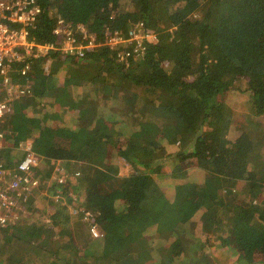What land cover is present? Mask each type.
Wrapping results in <instances>:
<instances>
[{"label":"trees","instance_id":"16d2710c","mask_svg":"<svg viewBox=\"0 0 264 264\" xmlns=\"http://www.w3.org/2000/svg\"><path fill=\"white\" fill-rule=\"evenodd\" d=\"M125 1L40 0L32 38L53 40L64 18L85 23L100 44L81 58L52 52L33 59L25 76L12 77L27 81L29 92L0 118L7 166L28 139L43 158L40 179L50 159L77 164L80 176L62 193L77 194L69 203L94 211L104 235L81 230L80 216L51 198L54 212L32 210L33 220L21 217L11 232L43 257L40 264H222L214 253L225 252L229 264H264V158L254 154L250 130L233 122L230 98L247 96L246 121L262 124L264 0ZM137 19L157 41L143 57L120 63L103 44L106 32L125 33ZM168 140L178 149L157 162L154 153ZM169 157L174 171L167 172ZM190 158L202 183L171 193L175 171ZM121 161L131 164L129 174ZM35 204L29 196L25 206ZM42 214L48 223L37 219ZM210 238L219 244L211 253Z\"/></svg>","mask_w":264,"mask_h":264},{"label":"built area","instance_id":"2783aa9c","mask_svg":"<svg viewBox=\"0 0 264 264\" xmlns=\"http://www.w3.org/2000/svg\"><path fill=\"white\" fill-rule=\"evenodd\" d=\"M39 1L0 0V118L12 111L15 100L29 92L27 81L15 82L12 77L13 74L25 76L33 59L48 57L52 52L81 58L100 44L85 23L63 18H58L54 24L53 40L38 41L32 38L30 29L35 27L41 14ZM156 41V32L137 19L130 23L125 33L119 30L106 32L103 44L115 52L120 63L127 64L130 60L143 57L146 46ZM5 147V132L0 128V148ZM21 150L23 156L14 165L6 166L0 162V230L21 218L29 196L45 183L35 174L43 158L33 150L32 139L23 142ZM49 167L47 182L59 186L65 184L68 174L64 162L53 158L49 160ZM52 192L50 198L53 202L60 204L69 214L80 216L93 238L104 235L94 211L69 203V198H76L62 193V189ZM45 222H49V219Z\"/></svg>","mask_w":264,"mask_h":264},{"label":"rangeland","instance_id":"374dc122","mask_svg":"<svg viewBox=\"0 0 264 264\" xmlns=\"http://www.w3.org/2000/svg\"><path fill=\"white\" fill-rule=\"evenodd\" d=\"M125 2L128 4L127 0ZM122 10H124L123 4L118 8V11H122ZM32 62H33V60H32ZM32 62H31V65H32ZM230 98H231V100H232L231 102L233 104V107L231 106V108H233V110H232L233 122L235 124H237L239 127H241L242 129L250 130V134H251L250 137L252 138V140L254 141V144H255L254 154L259 153V157L264 158V121L262 122V124L258 128L255 127L253 123L248 124V121H246V115H245V114H247L246 107H247L248 103H245L246 100L248 99L247 96L239 95V97H237L236 99H233L232 97H230ZM110 116H112V115H110ZM111 120H117V119H116V117H111ZM115 122H117V121H115ZM0 128L2 130H4L2 127V123L0 124ZM163 146L165 147V150L157 151L154 153V155H155L154 157H155V160H157V162L160 161V157L162 156V154H164V153L173 154V152H175L178 149V145L170 143L169 140L164 141ZM4 149L5 148H0V154L3 152ZM19 152L16 151L15 153H12L13 159L16 161H18V159H20V157H21ZM191 159L192 158H190L188 161L185 160L184 162H182L181 163L182 167L179 168L177 171H175L177 173V176L175 178L172 177V179H171V181H172L171 193L175 192L176 186L185 184L189 181H193V182L198 183V184L202 183V181H203V179L201 177L202 174L194 173L195 172L194 166H193L194 160H191ZM16 161H13L12 165H14L16 163ZM172 161H175V159L172 157H169V158H167V160L164 161L163 168L165 170H167V172L174 171ZM0 162H2L4 165H6L4 160L2 159V157H0ZM121 162L122 163L120 164L121 165L120 169L123 170L124 174H126V175L129 174L132 171L131 164H129L128 162H125V161H121ZM68 165L64 164L65 170L68 174V179L66 180V183L63 185L55 187V185H57L56 183L50 184L47 182V179L44 178L45 176L48 178L50 167L47 168V166L43 164L42 169L45 170L44 168H47L46 171H48V172L41 170L42 172H45V174L42 177V182H45V183H43V185L39 188V190L37 192L38 196L40 197L39 199L41 201L33 198L34 197V194H33L34 192H33L32 193V200L38 204H35L31 209L26 208V206L23 207L21 219H26L24 223H26L28 221L31 222L33 220L35 213L32 212V210H41L43 212H48L49 205L52 203V201H50V196H52V193H53L52 191H55L56 189H60V190L65 189V187L68 186V184L73 179V177L80 176V171L78 169H72V168H75L77 164L74 166L73 163H70L69 167H68ZM75 172H78V174H75ZM181 175H183V176H181ZM48 186H49V188H48ZM257 193H258V195H260L261 191L256 189V194ZM73 196H74V198H77L78 195L74 194ZM263 197L264 196L261 195V197L259 199V200H261V202L263 200ZM188 199L196 201L195 196H193V195H190ZM254 199L257 200L256 198H254ZM259 200H257V203L259 202ZM36 205H38V206L36 207ZM52 212H54V209H51L49 213H52ZM36 214H37V212H36ZM28 215L32 216V220H30L28 218ZM27 218H28V220H27ZM37 219H39L41 221H42V219L46 220V219H48V215H44V214L38 215ZM75 219H76V216H75ZM80 219H81V217L78 220H80ZM74 222H75V220H73V223ZM45 223H48V222H45ZM15 224H17V223H15ZM15 226L16 225H14V224L11 225V227L9 226L8 231H3V229L0 230V263H2V264H24V262L22 260L25 258V256L27 258H29V256H31V258L33 260H32V263H29V264H40V262L43 260V257H40L39 253L34 252L36 250L32 249L31 246L28 245L24 241L22 235H20L19 232H16V233L11 232L12 227L15 228ZM85 226H86V223L81 221V230L83 228H85ZM78 228H79V225H78ZM207 243H208L207 244V250H208L207 252H209V253H211L212 249L215 250L217 248V246H219L218 242H214L211 238H210V240L207 239ZM28 250H29V252H28ZM216 254H218L221 257L222 264H229V262L227 260L229 257L227 252H225L221 255L219 253H214L215 256H216Z\"/></svg>","mask_w":264,"mask_h":264},{"label":"crops","instance_id":"0c3cea01","mask_svg":"<svg viewBox=\"0 0 264 264\" xmlns=\"http://www.w3.org/2000/svg\"><path fill=\"white\" fill-rule=\"evenodd\" d=\"M49 171H50V169H49ZM45 178L47 179V177L45 176Z\"/></svg>","mask_w":264,"mask_h":264}]
</instances>
